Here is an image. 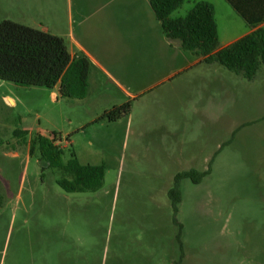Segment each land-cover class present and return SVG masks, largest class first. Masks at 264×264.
Returning a JSON list of instances; mask_svg holds the SVG:
<instances>
[{
	"label": "rangeland",
	"instance_id": "obj_1",
	"mask_svg": "<svg viewBox=\"0 0 264 264\" xmlns=\"http://www.w3.org/2000/svg\"><path fill=\"white\" fill-rule=\"evenodd\" d=\"M201 1L221 46L248 29L226 0L172 18ZM84 16L85 99L0 80V264H264V66L249 81L206 64L147 0H0V23L79 56ZM192 169L210 174L181 181L175 214L169 191Z\"/></svg>",
	"mask_w": 264,
	"mask_h": 264
},
{
	"label": "trees",
	"instance_id": "obj_2",
	"mask_svg": "<svg viewBox=\"0 0 264 264\" xmlns=\"http://www.w3.org/2000/svg\"><path fill=\"white\" fill-rule=\"evenodd\" d=\"M226 1L252 31L222 49H219L215 7L211 3L198 2L185 17L177 19L172 15L186 0H150V5L168 39L179 41L183 50L202 56L208 65L220 64L253 81L264 66V0ZM91 67V60L86 55L71 56L63 38L12 21L0 23L1 81L46 89L60 85L63 97L85 99L89 93ZM209 174L210 169L202 173L192 169L175 176V186L169 191L175 214L182 199L181 181L189 179L200 184ZM77 185L86 187V177ZM175 223L179 228L181 263L184 258L183 227L177 219Z\"/></svg>",
	"mask_w": 264,
	"mask_h": 264
},
{
	"label": "crops",
	"instance_id": "obj_3",
	"mask_svg": "<svg viewBox=\"0 0 264 264\" xmlns=\"http://www.w3.org/2000/svg\"><path fill=\"white\" fill-rule=\"evenodd\" d=\"M148 1V3L150 4V0H147ZM82 12H84V14L86 15V9H84L83 8V10H82ZM55 18H57V16L55 17ZM82 26H83V34H84V39H82L83 41H82V43H80L77 39H75L74 38V36H73V32L71 33V36H72V44H73V46H76V48L79 50V51H82V53H84L85 55H86V53L93 59V57L91 56V54L86 50V16H84L83 18H82ZM246 26L248 27V29L242 34V35H240L239 37H237V38H233L232 40H229L228 42H226L224 45H222L221 46V42H220V47H219V49H222V48H224V47H226V46H228V45H230V44H232L233 42H235V41H237L238 39H240V38H242V37H244V36H246L247 34H249L251 31H252V29L246 24ZM31 28V27H30ZM48 30H46L45 32H47ZM165 36V35H164ZM166 37V36H165ZM167 38V37H166ZM174 42H176V44L178 45V47L180 48L181 47V44H180V42L179 41H174ZM69 49V48H68ZM69 52H70V54H71V56L72 57H77V56H79L78 54H74V53H72V51H70V49H69ZM88 55H86L87 57H89ZM89 57V58H90ZM201 60H204V58L201 56ZM94 60V59H93ZM49 91H51V95H52V97H53V99H55V100H59V95H58V92H59V94H60V85H58V86H56L54 89H48ZM61 95V94H60ZM9 101L12 103V104H16V101L14 100V99H12V98H9ZM246 125V124H245ZM245 125H242V126H240V128H242V127H244ZM240 128H238V129H236V131H234V133H233V137H234V135L237 133V131L240 129ZM26 132H24V131H18V135L19 136H22V137H24L26 134H25ZM30 150H31V152H32V149L34 148V146H33V143H30Z\"/></svg>",
	"mask_w": 264,
	"mask_h": 264
}]
</instances>
